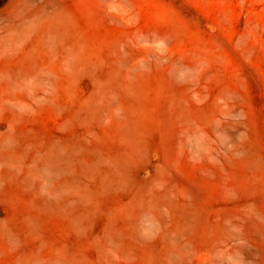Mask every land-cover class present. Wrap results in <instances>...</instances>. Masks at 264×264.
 Masks as SVG:
<instances>
[{
  "label": "rangeland",
  "instance_id": "obj_1",
  "mask_svg": "<svg viewBox=\"0 0 264 264\" xmlns=\"http://www.w3.org/2000/svg\"><path fill=\"white\" fill-rule=\"evenodd\" d=\"M0 264H264V0H0Z\"/></svg>",
  "mask_w": 264,
  "mask_h": 264
}]
</instances>
